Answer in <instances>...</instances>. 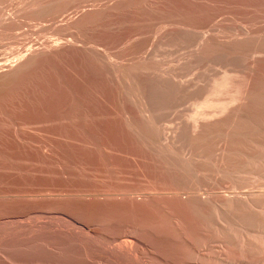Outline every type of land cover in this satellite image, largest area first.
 Masks as SVG:
<instances>
[{"label":"rangeland","instance_id":"obj_1","mask_svg":"<svg viewBox=\"0 0 264 264\" xmlns=\"http://www.w3.org/2000/svg\"><path fill=\"white\" fill-rule=\"evenodd\" d=\"M0 18H2L0 19L1 59L3 54L7 55V57L4 55L3 59L13 58L18 53V48L21 47L20 51L23 49L28 38L31 42H35V39L39 41L44 39L42 42L55 46L69 41L67 39L76 41L78 38V45L82 44L86 51L93 54L100 52L99 55L105 59L108 68L111 71L116 69L117 77L119 76L118 83L114 75L110 74V77H106L99 72L86 79L87 85L84 91L88 92L92 98L88 103L91 111L88 112L90 117L91 114L93 116L90 118L93 133L80 132V128L78 129L82 115L80 107L83 105L81 98L84 97L81 80L79 78L70 80L69 74L65 76L62 74V68L63 73H67L66 69L78 64L77 60H65L61 72L50 66L46 67L53 72L49 70L43 72L46 67L43 70L38 69L37 71L41 73L34 72V77L31 75L29 80L12 86L4 92L5 94L3 93L6 97L4 101L1 100L5 103L0 106V264H115L116 261L109 258L105 252L112 244L109 236L115 233V229L117 230L116 225L125 221L139 225L147 236L155 235L166 238L170 236L180 240L177 229L173 227V219L158 208H150L144 213L132 211L129 208L118 211L107 205H103L104 207L96 205L95 208L88 210L82 208L79 204L87 203L91 198L100 199L101 197L102 199L103 197L104 199L109 196L121 198L126 185H136L135 189L138 191L134 190V196L140 195L141 197L142 193L146 192H155L152 194L160 195L162 191L153 190L148 186V181L141 177L137 167L132 162H127L131 161L129 154L119 152L118 154L124 159L123 163L120 162L114 166L111 165L113 164L111 161H107L106 157L101 158L97 153L92 154L93 157L86 156L78 147L88 142L90 151H93L95 147L91 144L97 145L107 141L115 143L120 149L133 148L131 144L123 142L119 137L108 136L103 129L106 128L104 125L114 127L115 122L121 118H111V122L110 118L106 119L107 114L115 115V111L120 114L122 109L132 110L137 114L130 102L127 101L124 104L119 102V94L127 93V91L148 97H152L158 89H166L165 91L168 92V99L154 116L157 129L155 138L160 141L162 139V141H171L173 134L177 132L179 134L180 131L188 133L186 136L192 135L195 130L192 126L200 122L210 123L219 120L223 121V127H225L233 121V118H236L235 114L237 115L245 108V103H243L245 102V91L252 87L260 89L264 85V0H0ZM9 19L13 20L11 26L4 24V21ZM70 22H72V28L67 26L66 28L67 24L71 27ZM33 38L34 40H31ZM87 43L95 46L91 47ZM106 46L107 49H105ZM12 51H14L13 54ZM54 72L59 76L55 75L57 76L55 78L52 74ZM65 77L66 79H63ZM225 77L226 79H221ZM219 79L223 81L218 82ZM214 80L217 82V89L213 91L215 93L212 92L213 86L216 85V82L212 85ZM224 80L229 85L225 84ZM43 83L44 87L41 85ZM236 91L241 95H238ZM209 93L211 95L207 96L206 94ZM206 97H208L207 101ZM99 99L105 100V105L101 107L105 117L99 110ZM203 99L205 102L199 104L200 101H204ZM217 100L221 101V104L225 102L224 108L221 104H217L219 103ZM212 103L214 106L215 103L217 104L215 109L213 105L211 107ZM92 105L95 107L92 108ZM201 107L205 109L204 112ZM197 109H201L198 110L200 114ZM223 109H226V112H219ZM215 110H218L216 114ZM213 113L217 117L219 114L221 118L214 117ZM100 118H103V121L106 119L108 125ZM192 128L193 130H190ZM165 129L167 133H164ZM169 133L171 134L168 135ZM226 133V128L216 131L213 136L215 138H212L215 142L211 141L206 149L208 160L205 163L204 172L201 173L200 182H196L195 186L192 185L193 187L185 190L187 192L183 191V197H188V194L204 196L202 199L207 198L209 194L211 195L208 198L236 194V196L241 194L239 197H248L253 193H264V150H262L264 138L256 143L258 149L255 146L256 150L249 152L243 149L237 139L234 144L237 156L233 154L231 167L233 170L236 169L232 170L230 175H223L220 161L226 142ZM176 134L175 136L178 135ZM51 144L57 151L53 155ZM177 144L179 147L183 146L180 149L183 148L186 151L187 139L177 140ZM85 148L89 150L87 144ZM45 151L52 156H48L49 158L47 154L45 157L42 156ZM255 151L258 154L257 152L255 154ZM249 155H252V158ZM196 157H198L197 162L200 161V157L198 155ZM251 159L252 161L256 159V164L252 162L255 168L251 165ZM257 159L260 165V160L263 161V170L259 168ZM236 173H242L241 175L245 173V177H238L241 176L239 174L237 178ZM145 183L148 184L147 187ZM166 192L168 191H163L162 194H169ZM262 208L257 207L256 210L262 213L264 211ZM255 211L252 216L256 218L249 216L250 222H241L234 216H226L222 219L223 222L221 221L222 223L230 221L228 225L225 223L226 229L225 224L220 223V220L201 221L199 218H194L193 220L199 226L198 231L189 230L186 243L180 241L176 242L175 246L167 247L163 251L166 261L162 263L192 262L196 260L200 252L202 256L198 257L202 260V264H225L226 260L230 264L238 262L239 264H264V239L261 238L264 237V217H261L264 212L256 214L258 211ZM211 223L217 226L212 224L213 228ZM231 227L241 229L237 232L238 228L237 231L234 229L232 231ZM228 228L235 232L234 235L232 233L230 236L231 232ZM93 229L97 232H92ZM243 229L244 232H242ZM245 229L249 232L246 235ZM224 233L227 236H224ZM236 233L237 236L239 234V240H237ZM247 234L252 235L251 238L247 237ZM241 243L247 247L244 248L243 244L240 245ZM219 257L225 261H220Z\"/></svg>","mask_w":264,"mask_h":264},{"label":"bare ground","instance_id":"obj_2","mask_svg":"<svg viewBox=\"0 0 264 264\" xmlns=\"http://www.w3.org/2000/svg\"><path fill=\"white\" fill-rule=\"evenodd\" d=\"M31 1V0H30ZM71 3V2H70ZM9 4V3H8ZM77 4V3H76ZM36 5V4H35ZM50 5V4H49ZM49 7V6H48ZM59 8V7H58ZM52 10V9H51ZM50 10V12H51ZM58 10V9H57ZM43 11V10H42ZM67 11V10H66ZM35 12V11H34ZM56 12V11H55ZM23 13V12H22ZM21 13V14H22ZM54 13V12H53ZM3 14V12H2ZM6 14V13H5ZM13 14V13H12ZM52 14V13H50ZM56 14V13H55ZM8 15V14H7ZM59 15V14H58ZM9 16V15H8ZM39 16V14H38ZM3 17V16H2ZM51 17V16H50ZM62 17V16H60ZM6 18V16H5ZM8 18V17H7ZM10 18V16H9ZM12 18V16H11ZM29 18V17H28ZM2 19V18H0ZM15 19V18H13ZM65 19V18H64ZM74 19V18H73ZM4 20V19H3ZM72 20V19H71ZM97 20V19H96ZM17 21V20H16ZM23 21V20H22ZM55 21V20H54ZM69 21V20H68ZM13 20L9 19L7 21H4V24L7 26H11L10 24H12ZM30 22V21H29ZM50 22V21H49ZM18 23V21H17ZM28 23V22H27ZM68 23V22H67ZM71 23V27L67 25H65V27L67 26L68 28H72V22ZM69 23V24H70ZM73 23H75L73 21ZM77 23V22H76ZM75 23V24H76ZM4 24H2L4 26ZM58 24V23H57ZM65 24V23H64ZM74 24V25H75ZM22 26V25H21ZM2 27V26H1ZM66 27V28H67ZM75 27V26H74ZM85 27V26H84ZM4 28V27H3ZM26 29V28H24ZM54 29V28H53ZM83 29V28H82ZM28 30V29H27ZM73 30V29H71ZM79 30V29H78ZM23 31V30H22ZM84 31V29H83ZM2 33V32H1ZM62 33V32H61ZM203 34V33H202ZM244 34V33H243ZM250 34V33H249ZM79 35V34H78ZM26 36V35H25ZM24 36V37H25ZM85 36V35H84ZM17 37V36H16ZM19 37V36H18ZM35 37V36H34ZM66 37V36H65ZM73 37V36H72ZM27 38V37H26ZM24 38V40L26 39ZM55 38V37H54ZM81 38V37H79ZM183 38V37H182ZM30 39V38H28ZM26 40L27 42L24 45V47H22L23 49L20 51V49L18 51V53L13 57V58H5L3 59V56L6 54L2 55V59L0 58V106H2V101H4L5 97L3 96V93L10 87L12 86H16L18 84H20L23 81L29 80L30 76L33 75V77L35 76L34 72H38L41 73V71H37L38 69H44V67L46 66H50L53 67L54 70L58 69L61 72V67L64 65V61L65 60H77L78 64H76L75 66L72 67H68L66 69L67 73H63V68H62V74H69L70 76V80L72 78H79L82 82V89L83 92L82 94L84 95L83 98H81V102L83 103L82 109H80L82 112L81 115V121L79 122V126L78 129L80 130V132H84V133H93L92 130V125L90 124L92 121H90L93 116L91 114V117L89 115L88 111H91L89 107H88V103L89 101H91V97L89 96L88 92H85V86L87 85V77H91L93 76L95 73L99 72L101 73L103 76L106 77H110L109 75L111 74L112 76L114 75L116 77L117 83L119 80V76L117 77L116 72L117 71H111L110 68H108L105 59H103V57H101L99 55V53H91L90 51H86L84 46L78 45L79 42L73 40L71 41L70 39H67L69 41L60 43L61 45L55 46L49 43H45L42 41H39L38 39H35V42H31L29 40ZM217 39V38H216ZM21 40V39H20ZM31 40H34L31 39ZM61 40V39H60ZM90 40V39H89ZM136 40V39H135ZM50 41V40H49ZM81 41V40H80ZM88 41V40H87ZM60 42V41H59ZM212 42V41H211ZM214 42V41H213ZM212 42V43H213ZM52 43V41H51ZM94 43V42H93ZM89 44V43H87ZM209 44V43H208ZM211 44V43H210ZM22 45V46H23ZM93 45V44H92ZM91 43L89 44V46H91ZM88 46V47H89ZM95 46V45H93ZM95 48V47H94ZM99 48V47H97ZM107 49V46L106 48ZM90 50V49H89ZM92 50V49H91ZM96 50V49H95ZM93 51V50H92ZM100 51V48L99 50ZM104 50L102 49V52ZM14 51H12L13 54ZM94 52V51H93ZM97 52V51H96ZM106 52V50H105ZM117 52V51H116ZM9 53V52H8ZM103 55V54H102ZM105 55V54H104ZM198 55V54H197ZM106 56V55H105ZM104 56V58H105ZM7 57V55H6ZM10 57V56H9ZM108 57V55H107ZM82 58L79 62V59ZM110 59V57H109ZM113 59V57L111 58ZM108 60V59H107ZM192 60V59H191ZM111 61V60H109ZM117 61V60H115ZM256 61V60H255ZM114 62V61H112ZM259 62V61H258ZM261 62V61H260ZM67 63V62H66ZM123 63V61H122ZM256 63V62H255ZM74 64V63H73ZM118 64V63H117ZM114 65V63H113ZM255 65V64H254ZM64 67V66H63ZM115 67V66H114ZM113 67V68H114ZM117 67V66H116ZM60 68V69H59ZM118 68V67H117ZM258 68V67H257ZM46 70L44 71H48L49 69L46 67ZM70 69V70H69ZM255 69V68H254ZM253 69V71H254ZM57 70V71H58ZM256 70V69H255ZM261 70V69H260ZM51 72H53L52 70H49ZM250 71V70H249ZM252 71V73H253ZM50 72V73H51ZM119 72V71H118ZM121 72V71H120ZM137 72V71H136ZM141 72V71H140ZM154 72V71H153ZM47 73V72H45ZM142 73V72H141ZM157 73V72H156ZM168 73V72H167ZM263 73V72H262ZM44 74V73H43ZM55 75H58V73L56 74L55 72L52 73ZM122 74V73H121ZM260 74V73H259ZM258 74V76H259ZM162 75V74H161ZM47 76V75H46ZM59 76V75H58ZM257 76V75H256ZM49 77V75H48ZM47 77V78H48ZM57 76H55L56 78ZM62 77V76H61ZM67 77V75H66ZM63 78V79H66ZM242 77V76H241ZM54 78V77H53ZM69 78V77H68ZM162 78V77H161ZM229 78V77H228ZM110 79V78H109ZM160 79V78H159ZM163 79V78H162ZM217 79V78H216ZM221 79H226L225 78H221ZM252 79V78H251ZM256 79V78H255ZM61 80V79H60ZM154 80V79H153ZM165 80V79H164ZM177 80V79H175ZM220 80V79H219ZM229 81V79H227ZM113 81V79H112ZM162 81V80H161ZM168 81V79H167ZM180 81V80H179ZM178 81V82H179ZM223 80H220L218 82H221ZM250 81V80H249ZM254 81V80H253ZM123 82V81H122ZM121 82V83H122ZM147 82V81H146ZM182 82V81H181ZM186 82V81H185ZM184 82V83H185ZM190 82V81H189ZM216 81L214 80V82L212 83V85H214ZM225 84L229 85V83H227L224 80ZM230 82V81H229ZM251 82V81H250ZM264 82V81H263ZM25 83V82H24ZM69 83H71V81H69ZM151 83V81H150ZM170 83V82H169ZM172 83H174V81H172ZM180 83V82H179ZM178 83V84H179ZM234 83V82H233ZM238 83V82H237ZM249 83V82H248ZM72 84V83H71ZM114 84V83H113ZM137 86L139 87V84L136 83ZM153 84V83H152ZM188 84V83H187ZM186 84V85H187ZM224 84V83H223ZM224 84V85H225ZM232 84V83H231ZM43 85V87L45 86L44 83L41 84ZM97 85V84H96ZM111 85V84H109ZM127 85V84H126ZM158 85V82H157ZM212 85L210 86L212 88ZM220 85V83H219ZM218 85V87H219ZM222 85V84H221ZM226 85V86H227ZM244 85V84H243ZM248 85V84H247ZM108 86V85H107ZM185 86V85H184ZM223 86V85H222ZM250 86V84H249ZM249 86L247 88H249ZM73 87V86H72ZM104 87H106L104 85ZM103 87V88H104ZM112 87V86H111ZM115 87V86H114ZM232 87V86H231ZM239 87V86H238ZM245 87V88H246ZM46 88V87H45ZM102 88V87H101ZM119 88V87H118ZM159 88V87H158ZM166 88V87H165ZM221 88V87H220ZM227 88V87H226ZM224 88V89H226ZM233 88V87H232ZM259 88V87H258ZM122 89V88H121ZM170 89V88H169ZM217 89V82L216 85L213 86L212 88V92L215 91ZM229 89V88H228ZM227 89V90H228ZM46 90V89H45ZM101 90V89H100ZM113 90V89H112ZM120 90V89H118ZM148 90V89H147ZM152 90V89H151ZM166 90V89H165ZM165 90H157L156 93H154V95L152 97H148V96H140L137 94V92L134 93H129L127 91V93H123V94H119V102H121L122 104H124L125 102H130L133 107L136 109L137 114L133 113L132 110H125L122 109L120 114L117 113V111H115V115H111L107 114L106 115V119L108 120V118L114 119L116 117H121L118 122H115V126L114 127H109L104 125L103 128L104 129V133L107 134L110 137H119L121 140H123V142H127L129 144H131L133 146V148H130L129 150L126 149H120L118 146L115 145V143H111V142H107V141H102L103 143L101 144H97L95 145L94 143L91 144L94 148L93 151H90V146L88 144V142H85L83 145H80L78 148L80 149V151L85 154L86 156H92V154L97 153L98 156H100L101 158L106 157L107 161H111L113 164H111V162L109 164L114 165L115 164H119L120 162L123 163V158L118 154L119 152L122 153H126L129 154L131 157V161H127V162H132L135 167H137V171L139 170L141 177L145 178L151 189L153 190H157V191H168L166 193L169 194H152V193H142L141 197L139 196H134V190L135 186H130V185H126V189L125 192L122 193V197L119 198H113L111 196L109 197H105L103 199H98V198H91V200H88L87 203H81L79 204L80 206H82V208H84L85 210L88 209H93L95 208L94 206H103V205H107L115 210H123L126 208H129L132 211H136V212H147L149 211L150 208H158L160 209L165 215L171 217L173 219V224L176 229H177V234L180 237V240L177 239H173L170 236L169 237H156L155 235L152 236H147L144 234L143 230L139 227V225L132 223V222H128L125 221L121 224L116 225L115 227L117 228V230L115 229V233H113L111 236H109V241L112 243L108 246V248L106 249L105 254L115 260V264H163V261H166L165 256L163 251L171 246L174 245L176 242H180L182 241L183 243H186L187 240V232L189 230H195L196 232L199 229V226L197 224V222H195L193 219L194 218H199L201 219V221H216V220H220L219 222L222 223L223 220L226 216H234L236 218H238L241 222H247L249 221L250 217H254L252 216V214L254 213V211L256 210L257 207H264V193H253L250 196H245V197H239L240 195L236 196H222L220 198H203L204 196H199L196 194H188V197H183L184 195H182V192L193 187L192 185L195 186L196 182H200L199 180L201 179V173L204 172V166L205 163L207 162V155H206V149L207 147L210 145L212 138L215 134L216 131L220 128H226L227 129V133H226V142L224 145V149L223 154L221 155V166L223 167L221 172L223 173V175H230L232 174L233 171H235L236 168H234V170L231 168L232 167V163H233V154H237L235 153L236 151H234V144L237 142V139L239 140V142L242 144L243 149L248 150L249 151H254L257 148L258 145H256V143H258L262 138H264V85L260 88V89H255V88H249L245 91L244 94V99L245 102H243V98H242V102L245 103V108L244 110H242L240 113H238L237 115L235 114L236 118H233V121H231L229 124H227L225 127L223 124V121H215V122H200L197 123L195 126L193 125L192 127H195L194 133L192 135L186 136L188 135L185 134V132H181L178 134L175 133V131H173L177 136L174 135L173 138H171L172 140H166V141H160L157 140L155 137L156 135V127H155V121H154V116L156 115V113L160 110V108L162 109L163 104L165 103V100L168 99V92H166ZM193 90V88L191 89ZM219 90V89H218ZM222 90V88L220 89ZM219 90V91H220ZM230 90V89H229ZM233 90V89H232ZM82 91V90H81ZM99 91V90H98ZM115 91V89H114ZM130 91V90H129ZM132 91V89H131ZM130 91V92H131ZM190 91V89H189ZM195 91V89H194ZM225 91V90H224ZM234 91V90H233ZM239 91V90H238ZM43 92V91H42ZM77 92V91H76ZM79 92V91H78ZM77 92V93H78ZM120 92V91H119ZM229 93H231V91H227ZM76 93V94H77ZM174 93V91H173ZM215 93V92H213ZM219 93V92H218ZM221 93V92H220ZM223 93V90H222ZM225 93V92H224ZM236 93L239 95L240 93H238L236 91ZM5 94V93H4ZM108 94V93H107ZM141 94V93H140ZM151 94V93H150ZM227 94V93H226ZM7 95V94H6ZM45 95V94H44ZM211 95L209 94H206ZM205 95V96H206ZM219 95V94H218ZM217 95V96H218ZM225 95V94H224ZM230 95V94H229ZM241 95V94H240ZM3 96V99H2ZM46 96V95H45ZM73 96V95H72ZM80 96V95H79ZM102 96V95H101ZM213 96V94H212ZM233 96V95H232ZM42 97V96H41ZM77 97V96H76ZM100 97V95H99ZM215 97V96H214ZM78 98V99H79ZM145 98V99H144ZM177 98V97H176ZM206 97V101H207ZM211 98V97H210ZM236 98V97H235ZM239 98V97H238ZM222 99V98H221ZM231 100V97L229 98ZM234 99V98H232ZM240 99V98H239ZM237 99V100H239ZM2 100V101H1ZM115 100V99H114ZM113 100V101H114ZM118 100V99H117ZM178 100V99H176ZM186 100V99H185ZM200 100V99H199ZM198 100V101H199ZM204 100V99H203ZM212 100V99H209ZM72 101V100H71ZM77 101V100H76ZM98 103H100L99 106V110L102 111V108L105 105V100L103 99H99ZM175 101V100H174ZM198 101H196L198 103ZM218 101V100H217ZM226 101V100H225ZM233 101V100H232ZM79 103H81L80 101H78ZM93 102V101H92ZM116 102V100L114 101ZM181 102V101H180ZM204 101H200L199 104H202ZM210 103V101H208ZM207 102V103H208ZM216 102V100H215ZM219 102V101H218ZM221 102V101H220ZM217 103V104H221V103ZM228 102V100L226 101ZM5 103V102H4ZM3 103V104H4ZM108 103V102H107ZM112 103V102H111ZM225 103V102H224ZM223 104L222 108H224L223 106H225ZM230 103V102H229ZM229 103L227 105H229ZM93 104V103H92ZM110 104V102H109ZM117 104V103H116ZM115 104V105H116ZM169 104V103H168ZM215 103V106L217 105ZM231 104V103H230ZM95 105V103H94ZM102 105V106H101ZM198 105V104H197ZM204 105V104H203ZM202 105V107H204ZM205 105H208L205 103ZM214 106V104H211ZM219 105V106H221ZM233 105V103H232ZM231 105V106H232ZM174 106V105H173ZM196 106V105H195ZM194 106V107H195ZM214 106V109H215ZM217 106L218 108L221 109V107ZM236 106V105H235ZM44 107V106H42ZM87 107V108H86ZM95 107L92 105V108ZM112 107V106H110ZM201 107V109H203ZM206 107V106H205ZM210 107V106H208ZM228 107V106H226ZM37 108V107H36ZM89 108V110H88ZM98 108V107H97ZM101 108V109H100ZM197 108V106H196ZM199 108V107H198ZM217 108V109H218ZM229 108V107H228ZM96 109V108H94ZM201 109H197L200 111ZM206 109H208L206 107ZM213 109V108H212ZM211 109V111H213ZM227 109V108H226ZM223 109L219 112H226ZM98 110V109H97ZM98 110V111H99ZM205 109L202 110V112H204ZM218 110H215V114L217 113ZM79 112V111H78ZM93 112V111H92ZM104 111H102V114ZM107 112V111H105ZM109 112V111H108ZM107 112V113H108ZM196 112V114H197ZM202 117H204V114ZM223 112V113H224ZM236 112V111H235ZM238 112V110H237ZM207 113V112H206ZM210 113V112H209ZM69 114V113H68ZM100 114V113H99ZM198 114H200L198 112ZM214 114V113H213ZM212 114V116H213ZM214 114V115H215ZM222 114V113H221ZM200 115V116H201ZM218 117L215 115L214 117L217 118H221V116L219 114H217ZM105 117V114L103 115ZM102 116V117H103ZM166 116V115H164ZM194 116V115H193ZM199 116V115H197ZM211 116V114L209 115V117ZM234 116V114H233ZM101 117V116H100ZM191 117V116H189ZM207 116V118H209ZM213 117V119H214ZM79 118V117H78ZM184 118V117H183ZM206 118V119H207ZM101 119V118H100ZM103 119V118H102ZM101 119V120H102ZM106 119H104L107 124ZM118 119V118H116ZM185 119V118H184ZM192 119V117H191ZM198 119H200L198 117ZM197 119V120H198ZM203 119V118H202ZM211 119V118H209ZM98 120V119H97ZM190 120V119H189ZM217 120V119H216ZM1 121V120H0ZM96 121V120H95ZM196 121V120H195ZM200 121V120H199ZM202 121V120H201ZM204 121V120H203ZM207 121V120H205ZM74 122V121H73ZM112 122V121H111ZM114 122V121H113ZM109 123V122H108ZM180 123V122H179ZM225 123V122H224ZM71 124V123H70ZM104 124V123H103ZM186 124V123H185ZM226 124V123H225ZM108 125V124H107ZM112 126V123L110 124ZM159 125V124H158ZM157 125V126H158ZM173 126V125H172ZM190 126V125H188ZM75 128V126H74ZM181 128V127H179ZM190 129V130H193ZM97 129V128H96ZM59 130V129H58ZM177 130V129H176ZM182 130V129H181ZM178 131V130H177ZM189 131V130H188ZM62 132V131H61ZM166 132V129L164 131V133ZM171 132V131H170ZM172 132V133H173ZM187 132V131H186ZM167 133V132H166ZM171 133H169L168 135H170ZM220 135L222 133H219ZM62 135V134H61ZM167 135V136H168ZM86 136V135H85ZM172 136V135H171ZM170 136V137H171ZM166 137V136H165ZM169 137V136H168ZM166 137V138H168ZM80 138V137H79ZM83 138V136H82ZM81 138V139H82ZM187 139V149L186 151L183 150V148L180 149V147L183 146H178L177 144V140L180 141V139ZM86 139V138H85ZM169 139V138H168ZM109 141V140H108ZM54 142V141H53ZM80 142V141H79ZM185 142V141H184ZM183 142V143H184ZM215 142V141H212ZM255 143V145H254ZM61 144V143H60ZM87 144V147L89 150H87L85 148ZM180 144V143H179ZM239 144V143H238ZM263 144V142H262ZM52 145V144H51ZM49 145V146H51ZM127 145V144H126ZM181 145V144H180ZM183 145V144H182ZM184 145H186L184 143ZM217 145V144H216ZM222 145V144H220ZM241 146V145H240ZM53 148H55L52 145ZM58 147V146H57ZM211 147V146H210ZM221 147V146H220ZM219 147V148H220ZM51 149L52 151V155L53 153L55 154L56 148L55 149ZM77 148V149H78ZM217 149V147H215ZM214 148V149H215ZM261 148V147H260ZM259 148V150H260ZM264 148V144L262 147V150ZM43 149V148H42ZM240 149V148H239ZM242 149V148H241ZM242 149V150H243ZM258 149V148H257ZM61 152V149H60ZM220 152V151H219ZM218 152V155H219ZM257 151H255L256 154ZM264 152V151H263ZM261 153V157L262 154ZM245 153V151H244ZM253 153V152H251ZM45 154H47V151H45L42 156L45 157ZM216 154V152H215ZM258 154V152H257ZM50 154H47V158H49L50 156H52ZM59 155V154H58ZM125 155V154H124ZM128 155V157H129ZM199 156L200 161L198 160L197 162V158L196 156ZM234 155V156H235ZM242 155V154H241ZM254 155V153H253ZM49 156V157H48ZM55 156V155H54ZM53 156V157H54ZM96 156V155H95ZM213 156V155H212ZM220 156V155H219ZM218 156V157H219ZM237 156V155H236ZM246 156V155H243ZM248 156V155H247ZM250 156V155H249ZM252 156V155H251ZM250 156V157H251ZM259 156V155H258ZM60 157V156H59ZM93 157V156H92ZM217 157V156H216ZM239 157V156H238ZM260 157V159H261ZM41 158V157H40ZM55 158V157H54ZM245 158V157H242ZM252 158V157H251ZM58 159V158H57ZM105 159V160H106ZM248 158L246 157V160ZM44 160L46 161V159L44 158ZM250 160V159H249ZM254 161H252L251 159V165L253 166L254 162L256 159H253ZM264 160V159H263ZM217 161V160H216ZM242 161V160H241ZM259 161V159H257V162ZM60 162V161H59ZM210 162V161H209ZM250 162L248 161V163L250 164ZM253 162V164H252ZM261 165L258 162L257 164H259V168L261 167L262 169V165H263V161H261ZM215 163V162H214ZM211 163V164H214ZM218 163V162H216ZM247 163V162H245ZM57 164V163H56ZM132 164V165H133ZM248 164V165H249ZM256 164V162H255ZM59 165V164H58ZM57 165V166H58ZM209 165V163H208ZM216 165V164H214ZM234 165V164H233ZM219 166V165H218ZM251 166V167H252ZM59 167V166H58ZM57 167V168H58ZM217 167V166H214ZM250 169H252L253 167L255 168V165ZM257 167V165H256ZM123 168V167H122ZM125 168V167H124ZM213 168V167H211ZM240 168V167H239ZM264 168V167H263ZM217 169V168H216ZM248 169V167H247ZM257 169V168H256ZM133 170V169H132ZM233 170V171H232ZM238 170V168H237ZM249 170V169H248ZM263 170V169H262ZM131 171V170H130ZM220 171V170H219ZM255 171V170H254ZM259 171V170H258ZM264 171V170H263ZM216 172V170H215ZM239 172V171H238ZM220 174V176H222V174L220 172H218ZM212 174V173H211ZM240 175L242 173H239ZM236 173V177L237 175H239ZM245 173H243V175L238 176V177H245L244 176ZM205 175V174H203ZM206 176V175H205ZM204 176V177H205ZM217 176V175H216ZM232 176V175H231ZM203 177V178H204ZM218 177V176H217ZM230 177V176H229ZM237 177V178H238ZM261 177V176H260ZM142 178V179H143ZM206 178V177H205ZM227 178V177H226ZM234 178V177H232ZM218 179V178H217ZM141 180V179H140ZM242 180V179H241ZM144 181V180H143ZM142 181V182H143ZM217 182H220L221 180H215ZM224 181V180H223ZM228 181V180H226ZM239 181V179H238ZM237 181V182H238ZM260 181V180H259ZM145 182V181H144ZM216 182V183H217ZM255 182V181H254ZM224 183V182H223ZM242 183V182H241ZM244 183V181H243ZM157 184V185H155ZM215 184V183H214ZM222 184V183H221ZM122 185V184H121ZM146 185V183L144 184ZM142 185V186H144ZM146 185V187H147ZM201 185V184H199ZM198 185V186H199ZM220 185V184H219ZM234 185V184H233ZM210 186V185H209ZM235 186V185H234ZM138 187V186H137ZM238 187V185H237ZM142 188V187H141ZM195 188V187H194ZM202 188V187H200ZM240 188V187H239ZM147 189V188H146ZM118 190V189H117ZM197 190V189H196ZM123 191V190H122ZM138 191V190H136ZM146 191V190H145ZM144 191V192H145ZM150 191V190H149ZM194 191V190H193ZM201 191V189H200ZM187 192V191H185ZM234 192V191H233ZM110 193V192H109ZM198 193V192H197ZM209 193V192H208ZM215 193V192H214ZM111 194V193H110ZM202 194V193H200ZM233 194V193H232ZM231 194V195H232ZM256 194V195H255ZM187 196V194H186ZM206 197V195H205ZM119 198V199H118ZM90 205V206H89ZM101 206V207H102ZM104 207V206H103ZM81 209V208H80ZM259 209V208H258ZM258 209L256 211H258ZM264 208H262L263 210ZM112 210V209H111ZM261 210V212H262ZM255 211V212H256ZM122 212V211H121ZM264 212V211H263ZM262 212V213H263ZM259 214L260 212H256V214ZM260 213V214H262ZM264 214V213H263ZM261 215V217H264V215ZM250 216V217H249ZM165 217V216H164ZM256 218V217H254ZM228 219V217H227ZM258 220V219H257ZM262 223V220L259 219ZM222 221V222H221ZM228 221V220H226ZM234 221H236L234 219ZM239 222V221H238ZM250 222V221H249ZM115 223V222H114ZM217 223V222H216ZM219 223V224H220ZM226 223V222H225ZM225 223H222L223 225ZM230 223V221H229ZM229 223H226L227 225ZM233 223V222H232ZM253 223V222H252ZM258 223V221H257ZM264 223V221H263ZM217 226L214 225V223H211V227L212 226ZM218 224V223H217ZM225 224V229L227 228V225ZM251 224V223H250ZM254 224V223H253ZM260 225V223H258ZM89 225V224H88ZM232 225V224H230ZM229 225V226H230ZM237 225V224H236ZM256 225V224H255ZM258 225V226H259ZM90 226V225H89ZM204 226V225H203ZM206 226V225H205ZM235 226V225H232ZM239 226V225H238ZM241 226V225H240ZM253 226V225H252ZM262 226V225H260ZM79 227V226H78ZM172 227V226H171ZM221 227V226H220ZM97 228V227H95ZM174 228V229H175ZM214 228V227H213ZM218 228V227H217ZM216 228V229H217ZM236 228V227H235ZM239 229L238 231L236 229ZM236 229L232 228L237 232L240 231V227H237ZM82 229V228H81ZM231 229L228 228V230H230V236L234 235L235 232H232ZM255 229V228H254ZM208 230V228H207ZM210 230V229H209ZM212 230V229H211ZM227 230V232L229 233V231ZM76 231V230H75ZM200 231V230H199ZM206 231V230H205ZM221 231V230H220ZM74 232V230H73ZM92 232H97L95 229L92 230ZM215 232V231H214ZM226 233V231H224ZM242 232H244V229L242 230ZM86 233V232H85ZM88 233V232H87ZM86 233V234H87ZM200 233V232H198ZM213 233V232H212ZM216 233V232H215ZM223 233V232H222ZM224 236H227L225 235ZM246 233H249L248 230L246 232L245 229V235ZM206 234V233H205ZM218 234H219V230H218ZM241 234V232H240ZM252 234V233H250ZM264 234V233H263ZM169 235V234H168ZM244 236V233L241 234ZM262 235V234H260ZM258 235V236H260ZM167 236V235H166ZM176 236V235H175ZM229 236V235H228ZM239 236V234H238ZM237 233H236V237L237 240L238 239ZM252 236V235H250ZM249 236V234H247V237L251 238ZM217 237V236H215ZM223 237V236H222ZM234 237V236H233ZM232 237V238H233ZM246 237V236H244ZM261 237V236H260ZM260 237H256V239H260L261 238L264 239V237L262 236ZM206 238V237H205ZM231 238V237H228ZM240 238V237H239ZM242 238V237H241ZM248 238V239H249ZM182 239V240H181ZM189 239V238H188ZM207 239V238H206ZM234 239H236L234 237ZM209 240V239H208ZM228 240V239H226ZM230 242H232L231 239H229ZM236 240V241H237ZM242 239H240L241 241ZM245 240L244 239V244H245ZM259 240V241H260ZM191 241V240H190ZM220 241L221 238H220ZM234 241V240H233ZM248 241V240H247ZM200 242V241H199ZM227 242V241H226ZM242 242V241H241ZM192 243V242H191ZM229 243V242H228ZM227 243V244H228ZM250 243V242H248ZM205 244V242H204ZM221 244V243H220ZM243 243H241L240 245H242ZM243 244V247H244ZM253 244V243H252ZM251 244V245H252ZM208 245V244H207ZM222 245V244H221ZM247 245V244H246ZM175 246V245H174ZM206 246V245H205ZM247 247V246H245ZM244 247V248H245ZM177 248V247H176ZM182 248V247H181ZM192 248V247H190ZM199 248V246H198ZM206 248V247H205ZM254 248V247H253ZM203 249V248H202ZM239 249V248H238ZM180 250V249H179ZM200 250V249H199ZM226 250V249H225ZM241 250V249H240ZM239 250V252H240ZM249 250V249H248ZM83 251V250H82ZM174 251V250H173ZM182 251V250H181ZM190 251V250H189ZM205 252V251H204ZM246 252V251H245ZM244 252V253H245ZM196 253V251H195ZM226 253V252H225ZM197 254V253H196ZM224 254V252H223ZM229 254V253H228ZM191 255V254H190ZM198 256H202V254L199 252L197 254ZM196 255V256H197ZM211 255V254H210ZM197 256L195 261L192 262H185L184 264H202V260L199 259V257ZM207 256V255H206ZM213 256V255H212ZM215 256V255H214ZM221 256V255H220ZM211 257V256H210ZM230 257V256H228ZM233 257V256H232ZM247 257V256H246ZM185 258V257H184ZM89 259V258H88ZM176 259V258H175ZM174 259V260H175ZM188 259V258H187ZM191 259V258H190ZM189 259V260H190ZM229 259V258H228ZM220 261H225L222 257H219ZM90 261V259H89ZM101 261V260H100ZM210 261V260H209ZM227 261V260H226ZM225 261V264H230L228 262ZM86 262V261H85ZM104 262V261H103ZM232 262V261H231ZM98 263V262H97ZM206 263V262H205ZM233 263V262H232ZM105 264V263H104ZM111 264V263H110ZM172 264V263H171ZM181 264V263H180ZM208 264V263H207ZM239 264V262L237 263Z\"/></svg>","mask_w":264,"mask_h":264}]
</instances>
